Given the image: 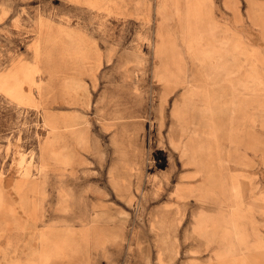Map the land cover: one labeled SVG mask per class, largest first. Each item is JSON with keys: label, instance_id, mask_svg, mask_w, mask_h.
<instances>
[{"label": "rangeland", "instance_id": "obj_1", "mask_svg": "<svg viewBox=\"0 0 264 264\" xmlns=\"http://www.w3.org/2000/svg\"><path fill=\"white\" fill-rule=\"evenodd\" d=\"M201 1L0 0V264H264V0Z\"/></svg>", "mask_w": 264, "mask_h": 264}, {"label": "crops", "instance_id": "obj_2", "mask_svg": "<svg viewBox=\"0 0 264 264\" xmlns=\"http://www.w3.org/2000/svg\"><path fill=\"white\" fill-rule=\"evenodd\" d=\"M194 1H199V2H202L201 0H194ZM188 3H189V5H190V7H191V0H188ZM211 15H212V13H211ZM216 21V26L217 25H219V23H221V22H219V21H217V20H215ZM215 26V27H216ZM211 28H212V24H211ZM158 42H159V45H164V43H165V41L163 40V37L162 36H160V39L158 40ZM173 44V43H172ZM172 51V52H171ZM161 52H163V51H161ZM170 52H171V60L173 61V60H175V50H170ZM178 53H179V51H178ZM190 53V52H189ZM236 56H237V54H235ZM190 56H191V53H190ZM191 58V57H190ZM163 70V69H162Z\"/></svg>", "mask_w": 264, "mask_h": 264}, {"label": "bare ground", "instance_id": "obj_3", "mask_svg": "<svg viewBox=\"0 0 264 264\" xmlns=\"http://www.w3.org/2000/svg\"><path fill=\"white\" fill-rule=\"evenodd\" d=\"M49 38H50V37H49ZM50 40H51V39H50ZM237 236H238V233L235 232V236H234V237L237 238ZM232 237H233V236H232ZM225 238H227V237H225ZM225 238H224V239H225ZM232 244H235V242H232ZM236 244H237V243H236ZM226 251H227V250H226ZM224 252H225V251H224ZM222 253H223V252H222ZM222 253H221L220 255H223ZM165 256H166V255H165ZM162 260H163V259H162ZM162 262H163V261H162ZM167 263H168V262H167ZM115 264H116V263H115ZM222 264H224V263H222Z\"/></svg>", "mask_w": 264, "mask_h": 264}]
</instances>
